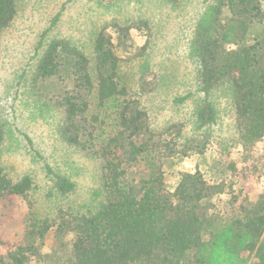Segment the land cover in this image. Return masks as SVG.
<instances>
[{
	"label": "trees",
	"instance_id": "trees-1",
	"mask_svg": "<svg viewBox=\"0 0 264 264\" xmlns=\"http://www.w3.org/2000/svg\"><path fill=\"white\" fill-rule=\"evenodd\" d=\"M69 1L16 92L33 113L58 112L56 138L96 162L100 199L75 211L63 201L75 184L35 149L44 198L32 174L11 176L0 158V264H264V0H198L176 40L129 0H83L97 19L83 39L62 35ZM18 7L0 0V34ZM182 108L186 118L161 124L162 111ZM224 113L240 161L224 148L205 172L174 170L205 152ZM10 130L0 120V151ZM249 176L253 195L242 190Z\"/></svg>",
	"mask_w": 264,
	"mask_h": 264
},
{
	"label": "rangeland",
	"instance_id": "rangeland-1",
	"mask_svg": "<svg viewBox=\"0 0 264 264\" xmlns=\"http://www.w3.org/2000/svg\"><path fill=\"white\" fill-rule=\"evenodd\" d=\"M67 1L18 0L17 17L12 25L0 34V120L4 122L6 128L11 129L10 133H6L0 158L2 165L7 168L11 176L32 174L36 183L42 188V196H39L44 198V194L48 191V182L44 178L41 163L33 159L32 150L39 151L45 161L54 164L56 170L75 184V191L69 199L62 198L63 201L70 203L75 211L83 212L93 209L100 199L96 162L87 156L85 151L58 142L54 126L59 118L58 112L48 110L42 111L43 115L37 111L33 113L27 95L16 92L15 83L18 74L25 67H29L28 63L31 62L30 59L35 52L38 37L46 28L49 19L61 8L62 3ZM196 1L198 0H180L176 8H173L166 0H163L164 3L161 0H129L127 2L128 4L136 2L137 6L143 5L146 14L153 16L156 21L160 20L163 28L172 34L168 40H176L177 37L175 39L172 37L182 36V32L187 33L192 29L193 21L185 22L186 18L194 17L196 11H202L201 4L196 5L197 7L194 5ZM69 2L67 4L69 8L59 21L60 33L83 39L90 26L88 22L97 17L87 11L88 4L83 0ZM129 8L132 7L129 5ZM262 8L264 9V1ZM178 42L181 44V40ZM187 111V108L179 109L177 112L165 110L161 112L159 119L161 124L169 118V120L184 119L188 115ZM221 118L219 124L214 127L213 135L209 137L205 152L175 163L174 170L205 172L213 163V159L221 156L224 148L225 153L222 156L228 154L227 156L233 160L240 161L238 157L241 147L233 135L232 124L227 114L224 113ZM28 138L33 146L27 142ZM252 177L249 176L244 181L243 193L253 195ZM176 178V176L170 177V184L176 183ZM235 182L240 184L237 180ZM43 200L40 205H36L39 210L49 203L48 198L45 197ZM54 245L52 235H47L45 249L51 252L50 249Z\"/></svg>",
	"mask_w": 264,
	"mask_h": 264
}]
</instances>
